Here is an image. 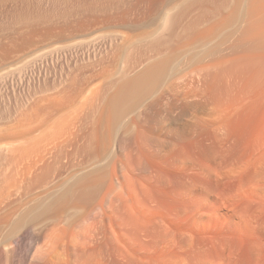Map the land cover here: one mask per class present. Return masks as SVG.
<instances>
[{"label":"bare ground","instance_id":"6f19581e","mask_svg":"<svg viewBox=\"0 0 264 264\" xmlns=\"http://www.w3.org/2000/svg\"><path fill=\"white\" fill-rule=\"evenodd\" d=\"M73 33L24 111L30 264H264V0Z\"/></svg>","mask_w":264,"mask_h":264},{"label":"rangeland","instance_id":"374dc122","mask_svg":"<svg viewBox=\"0 0 264 264\" xmlns=\"http://www.w3.org/2000/svg\"><path fill=\"white\" fill-rule=\"evenodd\" d=\"M191 1L0 0V264H30L35 250L37 241L30 248L28 238L20 236L26 223L16 225L26 213L21 164L24 111L31 94L44 96L53 104L59 50L75 42V19L91 13L103 18L127 15L138 19L161 17L167 12L174 15L184 11ZM153 29L147 28L145 34ZM114 31L132 35L124 25L108 22L99 24L91 35L103 42ZM15 134L22 137L13 140ZM17 236L22 243L15 249L12 243Z\"/></svg>","mask_w":264,"mask_h":264}]
</instances>
